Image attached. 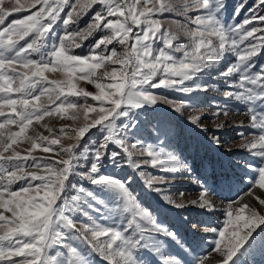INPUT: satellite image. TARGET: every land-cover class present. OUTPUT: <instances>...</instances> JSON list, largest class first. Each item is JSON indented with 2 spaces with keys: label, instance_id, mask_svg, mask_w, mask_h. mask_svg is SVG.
Masks as SVG:
<instances>
[{
  "label": "snow or ice",
  "instance_id": "snow-or-ice-1",
  "mask_svg": "<svg viewBox=\"0 0 264 264\" xmlns=\"http://www.w3.org/2000/svg\"><path fill=\"white\" fill-rule=\"evenodd\" d=\"M260 2L264 4V0ZM10 3L11 6L7 7L4 6L5 0H0V117L4 118L0 129L17 125L19 131L12 133L9 129L7 137L0 133V264H60L59 254H52V249L57 246L67 249V264H89L87 255L68 243V232L84 240L108 264H140L136 249L145 237L160 233L175 238L176 234L157 223L153 213L140 205L130 191L128 181L93 174L99 172L102 159L113 142L122 150L124 163L136 170L148 166L160 172L175 173L190 171V168L162 146L145 145L140 141L129 144L125 127L116 121L127 114L123 111L124 106L142 107L163 102L177 112L192 107L158 97L151 90L180 88L184 92H192L201 88L199 84L195 88L183 85L203 70L218 64L226 52H233L237 61L221 75L227 77L239 73L238 80L233 84L240 91H226L223 95L244 97L250 102L264 100V65H260L258 71H253L256 67L254 58L264 49V27L257 26L264 25V16L253 14L229 27L216 14L223 5L214 6V0H190V3L188 0H75L74 3H70V0H31L27 7L36 10L23 19L10 20L5 26L10 16L21 13L25 8L21 0H10ZM94 6H99V10H95ZM66 8L70 10L65 13ZM191 10L198 14L193 17L189 14ZM89 12L92 13L91 19L84 29L68 30L70 25L77 24ZM62 13H65L64 17ZM166 13L181 17L184 23L176 22L174 29L171 23L163 21ZM61 18L65 31L60 43L54 46L47 58L33 59ZM100 31L106 35L92 45L90 55L81 57L70 54V49L80 48L85 40ZM181 36L187 42H180ZM21 41L24 43L21 44ZM114 43L122 46V53H118L115 47L109 48ZM157 44L161 46L155 47ZM177 53L181 54L179 58ZM106 65L119 66V70L112 67L109 71ZM21 68L24 70L21 71ZM100 69L104 70L97 75ZM49 70L64 71L67 79L48 80L45 72ZM76 73H80L79 79H90L95 83L98 89L95 95L77 87L73 82ZM106 78L113 82H100ZM13 94H16V98ZM46 95L53 107L41 103V97ZM69 95L84 97L85 103L70 102ZM88 97L99 102V107L88 104ZM56 101L60 102L59 105H55ZM5 108L9 110L8 113L4 111ZM217 109L212 114L214 117L226 116L229 112L224 106ZM69 110L72 112L71 120L83 117V126L70 130L61 128L58 132L61 135H67L69 131L74 133V137H68L74 138V143L65 146L60 139L48 135H38L36 138L27 135L26 130L33 119L42 121L53 113L61 114ZM248 112L251 120L249 126L259 128L264 133V113L252 108ZM89 113L95 115L90 117ZM258 117L262 122H258ZM189 120L207 129L202 127L200 116H191ZM97 126L104 128L107 135L94 149L95 159L89 172L81 175L89 177L94 184L119 190L118 198H122L124 209L131 213L124 228L108 227L94 219L88 223L73 220L72 215L77 210L84 211L81 206L83 194L93 196V193L81 188L75 196L65 195L69 175L76 172L83 155L77 153L79 140ZM222 127L218 125L217 129ZM239 135L244 136L243 133ZM21 137L31 145L27 155L13 148ZM212 139L220 142L215 135ZM53 146H58L56 154H62L60 159L33 154L35 149L41 147L44 153H50ZM239 147L261 158L260 166H248L259 175V181L252 184L258 183L259 189H264V134ZM129 149L147 158L134 162L133 151ZM113 155L120 156V152ZM25 165L35 171L25 172ZM139 174L144 176L142 172ZM17 182H22L19 190L12 191V186ZM167 182L165 176H158L150 177L145 184L161 192L162 189L154 185ZM207 194V189L202 187L199 199L191 200L190 204L214 211L206 198ZM246 195L253 196L257 206L243 202V198L226 206L227 219L211 250L219 257L216 264H230L255 228L264 224V198L256 196L254 192ZM164 199L176 207L186 206L175 204L168 197ZM84 215L90 214L84 211ZM203 231L217 232V228H204ZM154 250L161 253L160 247ZM211 252L201 256L197 264H208ZM162 259L164 264H183L178 256L167 255Z\"/></svg>",
  "mask_w": 264,
  "mask_h": 264
},
{
  "label": "rangeland",
  "instance_id": "rangeland-1",
  "mask_svg": "<svg viewBox=\"0 0 264 264\" xmlns=\"http://www.w3.org/2000/svg\"><path fill=\"white\" fill-rule=\"evenodd\" d=\"M74 2L75 0H70V3ZM188 2L190 3V0ZM21 3L25 5V8L21 13H14L10 16L6 20L5 26L10 20L23 19L36 10L27 7L31 0H21ZM220 4L223 6L219 8L216 14L225 26L230 27L238 24L245 18H250L253 14L264 16V4L260 0H214V6ZM4 6L10 7V0H5ZM94 7L95 10H99V6ZM69 10V8H66L65 13ZM65 13L61 14L62 17L65 16ZM189 14L194 17L198 13L191 10ZM91 15V12L83 15L79 22L70 25L68 30L84 29L90 21ZM163 21L171 23L174 29L176 22L184 23L181 17L172 13L164 14ZM257 26L264 27L260 24ZM64 31L65 26L63 25V18H61L48 34L44 47L40 52L35 53L32 58L37 60L42 56L47 58L48 53L53 51L52 44L47 46L48 40L54 38L56 45H58ZM104 35L106 33L103 31L97 32L88 40H85L80 48L70 49V54L81 57L90 55L92 45ZM213 40L215 43V38ZM180 42L187 41L181 36ZM23 43L21 41V44ZM160 46L157 44L155 47ZM112 47H115L118 53L123 52L122 46L118 44L114 43L109 46L110 49ZM176 55L179 58L181 54L177 53ZM254 60L256 67L253 71H258L260 65H264V49ZM236 61L237 56L233 52H226L218 64L203 70L197 77L185 82L183 87L195 88L198 84L202 86L192 92H184L180 88L151 90L158 97H166L176 104H190L192 107L183 108L181 112H177L170 105L163 102H158L155 105L145 104L142 107L124 106L123 111L127 114L118 117L116 121L118 125L125 127L129 144L140 141L145 145L162 146L169 152L174 153L190 168V171L175 173L160 172L158 169L148 166L136 170L130 164L124 163L125 157L122 150L113 142L109 144L99 172L93 174L128 181V187L140 205L153 213L157 223L164 225L176 234L175 238L160 233L145 237L141 242V246L136 249L140 264H164L162 256L167 255L178 256L183 264H197L201 256L211 252L215 246V241L219 239L218 232L227 219L226 206L230 202L243 198V202H247L251 206H257L254 197L246 195L249 192H254L256 196L264 198V189H259L258 183L252 184L253 181H259V175L255 173L253 168L248 166H260L261 158L253 156L248 150L239 147L241 144L256 140L261 134H264L259 128L249 126L251 120L248 112L252 108L259 113H264V100L250 102L244 97L235 95L227 97L223 95L226 91H240L233 84L238 80L239 73L227 77L221 75ZM106 67L109 71L112 67H117L119 70V66L106 65ZM20 70L23 71L24 69L21 68ZM103 70H97L96 74L99 75ZM45 76L48 80L67 79L66 73L61 70H49L45 72ZM79 76L80 73H76L73 80L77 87L95 95L98 91L95 83L91 82L90 79L81 80ZM100 82L111 83L113 81L106 78ZM65 94H67V89H65ZM13 96L16 98V94H13ZM68 99L70 102L77 104L85 103L84 97L69 95ZM41 103H48L50 107L54 106L47 100V95L41 97ZM59 103V101H56L55 105H59ZM87 103L99 107V102L94 101L92 97L87 98ZM218 106L226 107L229 110L228 114L214 117L212 114L218 110ZM4 111L9 112L7 108ZM71 114L72 112L69 110L61 114L53 113L51 116L44 117L42 121L33 119L32 124L26 130L27 135L33 138L38 135H48L50 138L60 139L65 146L74 143V138H68L69 136L74 137V133L69 131L67 135H61L58 132L61 128L70 130L83 126V117L81 116V119L73 121L70 119ZM94 115V113H89L90 117ZM191 116H200L202 127H207V129L192 123L189 120ZM3 119L0 117V123H3ZM258 122H262L259 121V117ZM241 124L244 126H239ZM218 125H223V127L217 129ZM9 129L12 133L19 131L17 125H11L0 129V133L5 134V137H7ZM49 129H52L51 133ZM239 133L244 134L243 138ZM106 135L107 131L101 126H97L80 138L77 153L83 155L77 164L76 172L69 175L65 195L68 197L75 196L81 188L93 193V196L84 193V199L81 202L83 210L90 215L85 216L84 211L77 210L72 215L73 220L88 223L94 219L108 227L124 228L131 218V213L124 209L122 198H118L119 190L112 186L94 184L89 177L81 175V173L89 172L95 159L94 149L103 142ZM214 135L219 137V143L212 139ZM30 147L31 145L23 137L20 138L17 144L13 145V148L20 151L22 155H27V150ZM42 147L35 149L33 154L50 156L55 159L61 158L62 154H56L58 146H53V151L50 153H44ZM129 150L133 151L134 162H142L147 158L138 156L137 152L132 149ZM116 152H120V156H114L113 153ZM9 154L5 153V155ZM30 164L31 161L29 160L28 165ZM28 165H25V172L35 171L34 168ZM139 172L144 173V176L141 177ZM158 176H165L168 181L162 185H154V187H160L161 192L153 190L145 184V181L150 177ZM20 183L22 182L14 184L11 190L18 191ZM202 187L207 189L206 198L213 205L214 211H208L206 208L190 204L191 200L199 199ZM164 197H168L175 204L186 206L176 207L165 200ZM5 214L10 215V213ZM204 228H217V232H205L203 231ZM66 238L69 244L78 247L87 255L89 264H108V261L93 251L84 240L76 238L71 232H68ZM155 247H160V254L154 250ZM66 252L67 249L60 246L52 249V254H59L60 264H67ZM218 259L219 257L211 252L208 264H216ZM230 264H264V224L255 228L249 239L230 261Z\"/></svg>",
  "mask_w": 264,
  "mask_h": 264
},
{
  "label": "trees",
  "instance_id": "trees-1",
  "mask_svg": "<svg viewBox=\"0 0 264 264\" xmlns=\"http://www.w3.org/2000/svg\"><path fill=\"white\" fill-rule=\"evenodd\" d=\"M51 40V41H50ZM53 40V41H52ZM53 45V48H54V45H56L57 43H56V40H54V38L53 39H49L48 40V43H47V46H49V45Z\"/></svg>",
  "mask_w": 264,
  "mask_h": 264
}]
</instances>
